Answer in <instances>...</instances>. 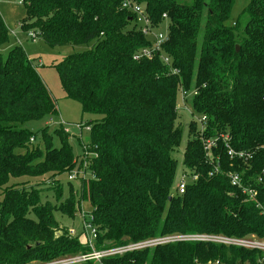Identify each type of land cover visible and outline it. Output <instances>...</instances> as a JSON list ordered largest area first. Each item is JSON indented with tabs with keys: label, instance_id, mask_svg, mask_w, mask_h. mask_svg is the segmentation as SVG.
I'll use <instances>...</instances> for the list:
<instances>
[{
	"label": "trees",
	"instance_id": "1",
	"mask_svg": "<svg viewBox=\"0 0 264 264\" xmlns=\"http://www.w3.org/2000/svg\"><path fill=\"white\" fill-rule=\"evenodd\" d=\"M124 1H22L26 21H33L24 31L38 29L49 47L84 49L57 65L66 98L95 118L87 125L90 152L98 157L89 160L78 189L68 181L75 171L69 135L45 127L42 143L34 145L28 124L58 116V108L23 48L10 46L0 14V264L88 254L55 216L74 219L80 202L94 209L95 246L106 242L104 248L173 235L264 239V0H250L236 20V0H133L156 31L167 24L162 53L170 67L159 57L134 59L152 43L122 9ZM182 88L197 92L190 107L208 117V136L228 132L235 150L254 156L244 164L219 147L220 170L210 176L193 121L183 166L199 179L179 194ZM230 174L240 175L256 196L234 187ZM44 184L51 186L37 189ZM51 189L55 204L45 196ZM263 258L259 251L185 241L125 252L103 264H261Z\"/></svg>",
	"mask_w": 264,
	"mask_h": 264
},
{
	"label": "rangeland",
	"instance_id": "2",
	"mask_svg": "<svg viewBox=\"0 0 264 264\" xmlns=\"http://www.w3.org/2000/svg\"><path fill=\"white\" fill-rule=\"evenodd\" d=\"M22 1L23 0H0V14L5 22L6 27L9 30V39L11 44L10 46H21L25 53L32 60L33 66L37 69L44 84L47 86L53 98L55 99L59 113L58 116L52 119L44 121H34L29 123L28 129L36 136V143L34 145L42 143L43 132L41 130L43 128L48 127V133H53L57 129H63L65 133L69 135V145L74 154V170H78L79 168H83L84 162L86 160H90V156L88 155L90 148L87 149V151H84V147H90L92 145L91 131H88L86 128L89 127L87 124H90L95 118L91 115H84L82 113L81 105L78 102L66 98V93L61 84L57 65L65 60L69 55L83 52L84 49L72 46L53 48L45 45L40 39L37 40V43H34L33 39L29 36V33L32 31H35L37 33L40 32L38 29H35L33 27L28 28L26 31L23 30L22 27H25L26 25L30 26L33 21H26L28 18L27 8L22 3ZM249 3L250 0H236L235 6L232 11L233 20H236L238 18L239 14L245 7L249 5ZM159 31L163 34L167 33V24H165L164 27L160 28ZM7 53L8 49L6 48L5 50H3V54L7 55ZM192 122V116L187 111L180 110L178 123L179 126H181V128L183 129L184 136L182 146L179 150V153L177 154L179 168L176 175L175 187L178 184V179L181 172L183 170L185 171V167L183 166V155L189 138L190 124H192ZM79 126L81 128H79ZM86 165L87 164H85L84 168H86ZM88 168L89 166L87 167V169ZM83 181H79V179H76L71 183L75 189H78L79 187L81 188L80 183H82ZM68 184L69 183L67 181V178H64L63 184L61 186L62 189L65 190V195L68 193L66 191V188H68ZM50 186V184H44L43 186H38L37 189H46ZM45 196H47V198L52 203H56V193L52 189L48 191ZM82 211L86 214L87 222L92 223L91 215L93 214L94 209L88 204H85L83 206L82 202H80L77 215L74 219L73 217L72 219H69L58 213H56L55 216L60 226L62 228H65L69 232L71 237L76 238L83 246L89 248L87 245H84L83 237L81 235V232H83L84 223L83 215H85ZM90 231L91 230H89V232ZM61 234L62 232H56V236H60ZM252 237L255 236H247V238L249 239H251ZM91 240L94 244V250L96 252L110 251L112 249L104 248L106 242H102L100 245L97 244V246H95L97 242L95 237H92ZM110 257H112V255Z\"/></svg>",
	"mask_w": 264,
	"mask_h": 264
},
{
	"label": "built area",
	"instance_id": "3",
	"mask_svg": "<svg viewBox=\"0 0 264 264\" xmlns=\"http://www.w3.org/2000/svg\"><path fill=\"white\" fill-rule=\"evenodd\" d=\"M122 9L129 12L131 15H133L136 18L135 23L137 29L152 43V46L150 48L148 47L140 51L134 57V59L136 61H139L141 59L153 60L156 57H159V59L165 65L170 67L171 66L170 59L162 53V46L168 40V33L163 34L160 31H156L153 28L152 22L149 19L146 13V9L143 5H139L133 0H125L122 4ZM163 17L166 18L165 15ZM29 36L33 39L34 43H37L38 42L37 40L40 39L39 38L40 34L35 31L30 32ZM171 74L176 75L178 74V71L172 69ZM196 95L197 92L195 90L187 91L182 88L179 92V102L177 108L179 112L180 110L187 111L192 116L193 121L198 126L199 139L201 141L205 153V161L212 168V172L210 173V176L217 174L220 170V166H219L220 158L218 155H216V151L219 149V147H222L226 151L230 159L240 160L244 164H248L253 159L254 153L250 151L235 150L232 146V139L228 132H221L215 136H208L207 134L209 130L208 117L206 115L196 116L192 108L190 107V102ZM79 128L81 127L79 126ZM86 129L90 131V127H87ZM31 142H34V138L31 139ZM89 148L90 147H84V151H87V149ZM88 155L90 156V161L92 158L98 157V154H94L90 152V150L88 152ZM85 164H87L86 168H84ZM88 164L89 161L86 160L83 165L84 169L80 168V170H75L72 174L68 176V181L73 182L79 177L86 178ZM198 179H199V175L196 172L188 168H185V171L183 170L181 172L180 177L178 179V184L176 186L179 194H183L187 186L191 182H196ZM230 181L234 187L242 189L243 193L249 194L252 198L256 196V191L250 188L247 189L246 187L243 186L240 175L230 174ZM261 209H262V214L264 215V208L261 207ZM83 220H84L83 232H81V235L83 237V243L87 245L90 249V252L88 254L65 256L47 262L34 261L29 264H89L90 262H94L95 264H103V260L107 257H110L111 255L113 256L125 252L154 248L164 244L185 242V241L211 242L226 246L243 248L251 251H259L264 254V240H260L256 237H252L251 239L247 237L241 239V238H230L225 236H208V235H192V236L173 235V236L159 237L155 239L134 243L133 245H129L121 248L111 249L110 251L96 252L94 250V244L92 243L91 240L92 237L93 238L95 237L96 239L98 237V230H96V228L93 226V215H91L92 223L87 222L86 214L83 215ZM89 230L91 231L89 232ZM260 263L264 264V258L260 261ZM195 264H201V263L195 262ZM206 264H221V263L209 262Z\"/></svg>",
	"mask_w": 264,
	"mask_h": 264
},
{
	"label": "water",
	"instance_id": "4",
	"mask_svg": "<svg viewBox=\"0 0 264 264\" xmlns=\"http://www.w3.org/2000/svg\"><path fill=\"white\" fill-rule=\"evenodd\" d=\"M237 50H239V48Z\"/></svg>",
	"mask_w": 264,
	"mask_h": 264
}]
</instances>
